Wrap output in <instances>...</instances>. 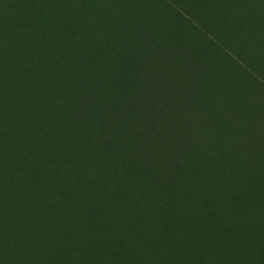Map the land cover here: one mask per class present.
Segmentation results:
<instances>
[{
	"label": "trees",
	"instance_id": "trees-1",
	"mask_svg": "<svg viewBox=\"0 0 264 264\" xmlns=\"http://www.w3.org/2000/svg\"><path fill=\"white\" fill-rule=\"evenodd\" d=\"M0 264H264V0H0Z\"/></svg>",
	"mask_w": 264,
	"mask_h": 264
}]
</instances>
